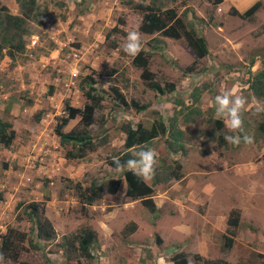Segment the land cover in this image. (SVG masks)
<instances>
[{"label":"rangeland","instance_id":"obj_1","mask_svg":"<svg viewBox=\"0 0 264 264\" xmlns=\"http://www.w3.org/2000/svg\"><path fill=\"white\" fill-rule=\"evenodd\" d=\"M254 1L221 0L215 6L210 0H159L162 8H173L176 16L204 37L207 53L195 58L182 37L139 31L141 13L124 0H37L42 17L38 23L27 21L24 52L12 60L7 55L0 58V118L11 121L15 130L10 146H0V237L7 227L25 233L15 261L0 259V264H156L158 257L171 264V257L178 253L186 257L187 264L215 260L264 264V163L257 162L264 150V135L253 131L263 124L264 111L256 112V102L264 105V100L253 96L248 87L253 74L264 67V0H259L262 5L251 18L232 13V9L244 11ZM0 5L9 13H18L15 0H0ZM118 18L124 23L118 24ZM131 30L141 34V57L147 61L145 69L152 80L161 85L173 82V91L158 94L142 82V68L133 64L134 57L122 47ZM31 36L36 39L33 46ZM74 42L81 48L73 46ZM72 47L79 50L75 79L68 73ZM188 65L192 71H185ZM86 75L92 76V85L103 94L94 110L103 124L100 129L94 124L90 127L93 150L67 158L66 150L74 149L58 141L54 125L65 100L79 108L86 101L80 91V80ZM112 88L128 104L133 101L144 108L111 106ZM193 88H198L196 107L201 114L178 124L183 131L182 148L169 149L162 135L149 142V148L158 153L155 175L145 182L152 188L150 196L156 207L151 213L138 199L125 195L124 170L112 168L108 160L136 149L135 145L124 147L126 125L139 122L148 127L156 112L169 115L165 99L185 104L184 97ZM232 88H239L247 97L240 135L251 136V144L227 143V118H217L210 106L216 95ZM5 93L8 99L1 98ZM23 93L32 98V105L21 98ZM39 110L43 112L35 122ZM206 117L219 119L221 129L205 123ZM77 119L71 118L63 131ZM174 161L182 173L177 180L168 174ZM110 178L121 180L116 191H103L91 205L82 206L75 185L86 189L91 181ZM31 201L42 206L40 216L50 221L53 236H35L24 211ZM231 210L238 214L233 234L227 223ZM82 227L95 232L90 247L94 258L70 256L66 260L61 243ZM230 234L231 246L225 247L224 235Z\"/></svg>","mask_w":264,"mask_h":264},{"label":"trees","instance_id":"obj_2","mask_svg":"<svg viewBox=\"0 0 264 264\" xmlns=\"http://www.w3.org/2000/svg\"><path fill=\"white\" fill-rule=\"evenodd\" d=\"M168 1V0H165ZM172 1V0H170ZM221 0H213L215 3H219ZM18 5V13H9L4 5H0V58L7 55L9 59H13L15 55H20L24 52L25 39L24 36L29 34V30L26 27L27 21L39 22L42 17V10L39 9L37 0H15ZM125 4L131 5L133 9L141 13L137 28L146 34L160 33V35L169 38H179L182 37L185 40L186 45L194 54L195 58H201L207 53L206 43L204 37L197 33L189 23H184L180 16L175 15L173 8H162L163 4L159 3V0H149L148 3L138 2L133 3L132 0H124ZM259 0L254 1L247 9L242 12H237L232 9V13L241 19L251 18L252 14L261 6ZM118 24H123L124 20L117 19ZM116 30V29H115ZM157 41V39H155ZM52 42L51 45L52 46ZM155 47V46H153ZM152 47V48H153ZM136 67L141 69L139 77L144 82V84L157 92L158 94H165L171 92L174 87L173 82L164 81L163 85L159 84L157 81L152 80L151 72H148L147 61L141 57V52L138 56L134 57L132 60ZM143 62V63H142ZM193 67L188 65L185 67V71H192ZM82 86L80 90L85 98V102L81 108L70 106L68 100L63 102V113L57 118V122L54 125V131L59 137V142L62 144H70L74 150H66L65 156L67 158H78L84 156L87 150H93L95 145L92 141L93 134L91 133V125H95L99 129L102 128L103 120L101 116L97 118L94 114V110L98 108L99 102L102 100L103 94L92 85L93 78L90 75H86L81 80ZM86 86V87H85ZM251 89L252 95L256 98H261L264 100V67L255 72L252 76L251 82L248 84ZM113 89V101L109 100L112 105H120L123 107H132L136 110H141L144 105H139L137 102H126L124 96L117 88ZM198 88H193L191 93L186 95L187 99H190V105L188 108V114L191 117H184L183 122L194 119V117L200 116V111L196 107V103L199 98ZM21 98L26 104H31V98L26 96L24 93ZM115 101V102H114ZM183 103L182 101H179ZM41 111H38L34 115V120H39V115ZM261 115V114H259ZM78 116L77 122L67 131H63L64 125L67 122ZM205 123H209L213 129H221L222 122L216 118L207 117L204 119ZM260 120L263 124H260L257 130H253L256 134L264 135V114L261 115ZM177 120H172L169 118L168 123L164 122L161 116H157L152 120L148 127H144L141 123H137L133 126L126 125L124 127L125 140L124 147L129 148L136 146V149H140L144 146L149 147V142L151 139L162 135L167 139V146L170 148L179 147L182 131L176 128ZM101 135L103 131H100ZM14 130L11 128V123L0 118V144L3 147H8L11 140L14 137ZM222 138L221 136L219 137ZM102 139V138H101ZM177 142L175 145H170L169 143ZM171 146V147H170ZM129 151V150H128ZM127 150L116 154L111 159L108 160L109 165L112 168H116L113 163L114 157H119L120 162L123 164L130 158L131 153ZM261 159L264 162V153L261 155ZM176 170L169 169L168 174L174 179H178L180 174L177 169L180 167L178 163H175ZM156 170V167H155ZM157 173V172H156ZM122 178L125 183V195L131 199H139L140 204L149 212L153 213L156 211V207L150 194L152 188L145 182L140 181L131 172L123 171ZM121 180L120 178H110L107 181L95 180L89 182L86 189L75 185L78 189V195L82 206L84 204L91 205L93 201L99 199L103 191L107 193H113L116 191ZM154 182V179H153ZM2 198L0 193V199ZM24 211L26 217L32 223V231L37 238H48L54 235V230L50 221L46 218L41 217L43 212L42 206L38 202H28L24 206ZM237 210H231L230 216L227 220L228 225L232 227L230 233H234L235 226L238 222ZM132 230V228H131ZM224 235L223 245L225 247H230L232 243V235ZM25 237V233L18 231L12 227H7L0 237V257L2 259H10L15 261L17 253L23 249L21 244L22 239ZM96 235L94 230L90 227L79 228L75 233L69 235V238L62 241V245L65 247V258L71 259L82 256L84 258H94L90 254V247L95 241ZM34 248H39L37 244L31 243ZM73 252L72 255L70 253ZM194 257H199L194 254ZM172 264H187L186 257L181 254H174L171 259ZM19 264H31L26 261H20ZM80 264V263H78ZM212 264H229L223 260H215Z\"/></svg>","mask_w":264,"mask_h":264},{"label":"clouds","instance_id":"obj_3","mask_svg":"<svg viewBox=\"0 0 264 264\" xmlns=\"http://www.w3.org/2000/svg\"><path fill=\"white\" fill-rule=\"evenodd\" d=\"M210 1L215 6L221 2L220 1L219 3H215V2H213V0H210ZM148 2L149 1H147L145 3H148ZM117 32H119V31H117ZM31 37L32 38L30 39V45L32 44V46H33L36 42V39H35V36H31ZM77 45H73V46H77ZM77 47L81 48L80 46H77ZM122 47H123V51L126 54H128L129 56H132V57L138 56L140 54V52L142 51V41H141L140 32L138 30L129 31L127 33L126 42L123 44ZM78 53H79V50L76 49L75 47H72L70 49V53L68 54V58H70V65L68 68V71H69L68 73H69L70 79H75L79 75V67L80 66L77 64ZM83 77H85V76H83ZM173 89H174V87H173ZM184 98H185L184 99L185 104L180 103L179 101H181V100H178V99H174V101L171 99H167V100L165 99L164 103L167 104V108H170V112L168 113L169 115H165L163 117L162 112H160V114H158L156 112L157 116H161L163 121L166 123H168L169 118L172 120H177L176 128H178L177 127L178 124L187 123L189 121H192L193 119L189 120L187 122H183L184 117H187V116L190 117L188 114V108H187L190 105V99H188L189 102H187L186 96ZM32 103H33V101L31 98V104H27V105H32ZM246 103H247V97H245L242 94L241 90L239 88H232V89H225L221 93L216 95L214 97L212 104L210 105L211 107H213L215 109V114H216L217 118H224V117L227 118L225 120V126L227 128V132L224 135V139L229 144H233V145L238 146L242 141L246 144H251L253 142V138L251 136L246 135V134L243 136L240 135V133L243 132L242 112L245 110ZM197 109L200 111V109L198 107H197ZM39 111H41V113L43 112V110H39ZM262 111H264V105H262L260 102H256V112H262ZM200 114H201V111H200ZM194 118H196V117H194ZM8 122L11 123V128L14 130L12 122L11 121H8ZM35 122H37V121H35ZM14 132H15V130H14ZM14 137H15V134H14ZM12 140H11V142H12ZM58 141H59V137H58ZM219 141H222V138L221 139L219 138ZM0 146L2 148L6 149L10 145L8 147H3L0 144ZM179 148H182L181 141H180L179 147H175L174 149L177 150ZM170 149H172V148H170ZM262 153H264V150L260 152L258 159L261 160L262 163H264L263 160L261 159ZM157 157H158V153L154 149L149 148L147 146H144L140 149L131 150L130 158L127 159V161L125 163L122 164L120 162L119 157H114L113 163L115 164V166L118 170H125L128 172H131L140 181L147 182V181L151 180L155 175V167L157 164ZM175 163H178V162H176V161L173 162L174 165L171 168L172 170H176ZM178 165H180V164L178 163ZM180 169H181V167H179L177 169V171L180 174L178 179H180V177L182 176ZM175 180H177V179H175ZM104 227H107V226L105 225ZM0 259H2V257H0ZM156 264H166L165 258L164 257H158ZM171 264H172V261H171Z\"/></svg>","mask_w":264,"mask_h":264},{"label":"crops","instance_id":"obj_4","mask_svg":"<svg viewBox=\"0 0 264 264\" xmlns=\"http://www.w3.org/2000/svg\"><path fill=\"white\" fill-rule=\"evenodd\" d=\"M71 44L77 45V42H74V43H71ZM8 95H9L8 93H5V94H3V96H1V98L2 99H8ZM257 162H259L260 164L262 163L261 160H259V159L257 160Z\"/></svg>","mask_w":264,"mask_h":264}]
</instances>
